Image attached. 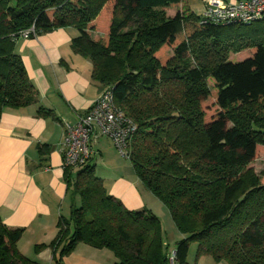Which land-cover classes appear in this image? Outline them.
<instances>
[{
	"label": "trees",
	"instance_id": "16d2710c",
	"mask_svg": "<svg viewBox=\"0 0 264 264\" xmlns=\"http://www.w3.org/2000/svg\"><path fill=\"white\" fill-rule=\"evenodd\" d=\"M32 27L30 37L75 28L71 51L92 63V80L111 87L136 124L125 157L182 234L175 263L189 264L197 243L196 262L264 264V183L243 172L264 148V18L203 24L184 0H0V117L38 101L16 51ZM241 52V61L230 59ZM211 100L218 113L207 122ZM53 114L38 107V117ZM94 170L91 159L68 183L79 203L72 200L69 219L60 216L54 263L83 243L112 251L114 264H169L156 214L127 209ZM22 234L0 217V264H38L18 251Z\"/></svg>",
	"mask_w": 264,
	"mask_h": 264
},
{
	"label": "crops",
	"instance_id": "0c3cea01",
	"mask_svg": "<svg viewBox=\"0 0 264 264\" xmlns=\"http://www.w3.org/2000/svg\"><path fill=\"white\" fill-rule=\"evenodd\" d=\"M184 1L195 14L203 11L205 0ZM77 35L75 28L65 27L20 37L16 51L37 90L38 101L26 108H6L0 117V217L9 228L23 229L16 247L38 264H55L59 246L51 244L58 221L60 216L69 219L72 202L79 203V197H70L68 190L77 170L66 175L62 165L64 123L74 124L101 93L91 78L92 63L71 51V41ZM40 106L52 110L53 116L38 117ZM109 142L105 137L92 142L95 174L106 187L104 173H116L111 188L106 187L108 193L129 210L147 208V200L154 199L138 184L134 171L121 176L107 165L112 155ZM92 249L97 250L79 243L63 257L62 264H99L89 255L96 252ZM107 261L114 264L116 257Z\"/></svg>",
	"mask_w": 264,
	"mask_h": 264
},
{
	"label": "built area",
	"instance_id": "2783aa9c",
	"mask_svg": "<svg viewBox=\"0 0 264 264\" xmlns=\"http://www.w3.org/2000/svg\"><path fill=\"white\" fill-rule=\"evenodd\" d=\"M200 16L203 24L252 23L264 18V0H205ZM32 35L33 27L21 31L19 37L27 39ZM136 132V124L115 103L112 89L107 87L74 124L64 123L62 165L72 170L82 168L95 154L92 142L101 137L108 138L127 157ZM169 263L175 264L174 251L170 252Z\"/></svg>",
	"mask_w": 264,
	"mask_h": 264
},
{
	"label": "rangeland",
	"instance_id": "374dc122",
	"mask_svg": "<svg viewBox=\"0 0 264 264\" xmlns=\"http://www.w3.org/2000/svg\"><path fill=\"white\" fill-rule=\"evenodd\" d=\"M165 13L168 17H173L175 15V8L170 7L169 9L165 11ZM245 54L247 53L241 52L237 54H232L230 55V59L234 62L241 61L242 59H244ZM212 84L213 83L210 82V85ZM203 107H204L205 117H206L207 122L213 120L217 116L218 109L214 105L212 100L208 102L207 104L203 105ZM109 145H110V148L108 149L112 151V155L109 159V162L107 161V165L110 168L114 169L121 176H125L126 171H129L131 173L133 168H132V164L130 160L126 158L125 156H122L112 143L109 142ZM243 172H248L249 174L256 176L258 180L261 181V183H264V148L262 147L255 148V156L253 160L243 168ZM104 175H105V180H106L105 181L106 187L111 188L113 184V180L116 178L117 174L110 171V172H105ZM133 175L137 179V176L135 175V173H133ZM138 184H140L139 180H138ZM144 196H146V194ZM151 197H153L152 199H154V202L153 200L148 199L147 204H149L150 207L147 205L148 206L147 208H149V210H152L156 214V216L159 218V221L162 227V232H163V235H162L163 244L167 246L166 248H169L167 249L169 253L173 251V247L175 246V243L182 236V234L178 232L176 225L168 209L164 206V204L161 203L159 200H157L152 193H151ZM64 214L66 216L67 213H64ZM27 248L28 246L26 247L25 250H27ZM92 250L96 252H92L89 255L92 258L98 259L99 264L100 263L110 264V263H107L108 262L107 258L115 257L113 252L110 251L109 249H97V250L92 249ZM196 250H197V243H192L190 245L189 254L187 258L189 264H220V263L215 262L210 256H202V258H200L201 259L200 262L199 260L196 262L195 260ZM222 264H227V263L223 261Z\"/></svg>",
	"mask_w": 264,
	"mask_h": 264
}]
</instances>
